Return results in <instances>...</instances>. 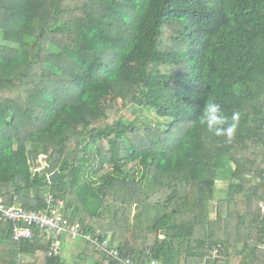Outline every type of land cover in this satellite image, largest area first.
Segmentation results:
<instances>
[{
  "label": "trees",
  "instance_id": "16d2710c",
  "mask_svg": "<svg viewBox=\"0 0 264 264\" xmlns=\"http://www.w3.org/2000/svg\"><path fill=\"white\" fill-rule=\"evenodd\" d=\"M209 98L238 114L231 143L198 122ZM48 195L140 264H264L238 246L264 230V0H0V200ZM48 244L1 224L0 264H67Z\"/></svg>",
  "mask_w": 264,
  "mask_h": 264
},
{
  "label": "built area",
  "instance_id": "2783aa9c",
  "mask_svg": "<svg viewBox=\"0 0 264 264\" xmlns=\"http://www.w3.org/2000/svg\"><path fill=\"white\" fill-rule=\"evenodd\" d=\"M64 202L48 195L46 198V209L42 211L24 210L17 206H6L0 200V225L9 224L12 231V238L16 242L31 240L38 232L41 238L48 241L47 255L50 258L61 257L63 239L82 240L90 244L95 250L107 260L119 264H140L133 256L122 255V251L110 245V238L106 232H85L78 222L65 218ZM259 212L264 219V199L259 202ZM258 249L264 250V230L261 234V241ZM221 244L212 248L210 254L216 258L222 251ZM146 264H161L156 261H149Z\"/></svg>",
  "mask_w": 264,
  "mask_h": 264
},
{
  "label": "clouds",
  "instance_id": "9594fccd",
  "mask_svg": "<svg viewBox=\"0 0 264 264\" xmlns=\"http://www.w3.org/2000/svg\"><path fill=\"white\" fill-rule=\"evenodd\" d=\"M232 123H228V117L224 114L222 105L209 98L204 103L198 122L206 127L207 131L217 137H224L225 143H231L237 131L238 114H233Z\"/></svg>",
  "mask_w": 264,
  "mask_h": 264
},
{
  "label": "rangeland",
  "instance_id": "374dc122",
  "mask_svg": "<svg viewBox=\"0 0 264 264\" xmlns=\"http://www.w3.org/2000/svg\"><path fill=\"white\" fill-rule=\"evenodd\" d=\"M134 116H140L142 119H146V120H150V121H152V123L154 124V125H156L157 124V122H162L163 123V120H161V119H158L156 116H155V113L154 112H145V113H143L142 115L141 114H138L137 115V113H135L134 111H133V109H125V110H123V112H122V117L124 118V119H127V120H132L133 118H134ZM165 121V120H164ZM39 165H40V168L42 169L44 166H45V158L44 157H40V159H39ZM40 168L39 169H37V171H40ZM226 184H227V182H225V181H221V180H219L218 182H217V190H218V192H219V194H221L222 192H223V190L226 188ZM211 211H212V216L214 215L213 213H214V211H215V204L214 203H212L211 204ZM246 234H247V232L246 231H243V232H241V236H239V238H240V243L242 244V243H244V241L245 240H248V242H250V244H251V246L250 247H248V251H251L252 250V248L253 247H256L257 249H258V243H254L253 241L251 242V241H249V239H248V234H247V238H245V236H246ZM116 244V243H115ZM241 244H239V249L240 248H242V246L243 245H241ZM113 246H116V245H114V244H112ZM254 250V249H253ZM129 256H133L131 253H127ZM133 257H135V256H133ZM251 258V257H250ZM135 259L137 260V258L135 257ZM150 262L151 261H156V262H159V263H161V264H163L162 262H160V261H158V260H149ZM148 261V262H149ZM246 261L248 262V253H247V256H246ZM108 264V263H107Z\"/></svg>",
  "mask_w": 264,
  "mask_h": 264
},
{
  "label": "crops",
  "instance_id": "0c3cea01",
  "mask_svg": "<svg viewBox=\"0 0 264 264\" xmlns=\"http://www.w3.org/2000/svg\"><path fill=\"white\" fill-rule=\"evenodd\" d=\"M246 228L247 227L243 225V227L239 229L240 236H241V232L243 231H246L248 234V231ZM247 234L245 238H247ZM65 240L66 241L64 242L62 246V253H61L62 260L63 262L67 264H76L77 261L79 260L80 254H82L86 250V247H88L89 244L83 242L82 240H75V241L69 240V239H65ZM245 243H248L249 247L251 246L248 240H245L244 243L242 244L240 243V240H238V244L243 245Z\"/></svg>",
  "mask_w": 264,
  "mask_h": 264
},
{
  "label": "water",
  "instance_id": "95a60500",
  "mask_svg": "<svg viewBox=\"0 0 264 264\" xmlns=\"http://www.w3.org/2000/svg\"><path fill=\"white\" fill-rule=\"evenodd\" d=\"M59 178V174L58 173H54L50 176L49 180L52 181L53 179H58Z\"/></svg>",
  "mask_w": 264,
  "mask_h": 264
}]
</instances>
